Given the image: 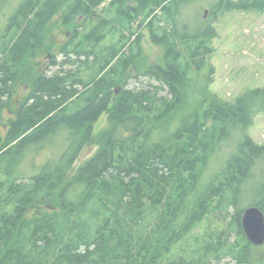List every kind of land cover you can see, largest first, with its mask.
<instances>
[{"label": "trees", "instance_id": "16d2710c", "mask_svg": "<svg viewBox=\"0 0 264 264\" xmlns=\"http://www.w3.org/2000/svg\"><path fill=\"white\" fill-rule=\"evenodd\" d=\"M86 1L99 4L105 0ZM257 1L229 0L224 2L225 12L254 9ZM46 2L39 10L27 11L31 3L24 0L8 20V40L5 35L0 37V126L3 112L10 110L14 85L25 81L31 88L14 113L15 119L3 125L7 132L0 139V171L7 178L0 185L3 190L0 193V264H220L221 252L229 244L222 238L206 241L201 260L183 255L175 259L167 257L192 228L213 212L215 204L223 207L218 211L232 217L241 236L237 244L243 247L235 256L237 264L263 262V255H253L256 246L247 240L243 231L241 220L245 209L241 208L239 194L243 187L258 182L261 190L253 206L264 212V144L256 143L248 134L256 117L264 112V89L250 91L234 103L214 97L204 109L202 106L208 101L203 99L198 107L202 108L200 112L196 110L185 116L173 132L175 139L185 141L181 149L168 153L169 160L165 161L164 153L158 152L157 143L152 151L141 154L144 140L151 135L150 123L167 116L168 121L162 125L173 122L170 115L182 101L190 68L201 74L213 49L204 41L199 43L190 50L188 61L183 65L181 51L170 43V37L177 36L173 25L181 1L131 0L132 5L125 13L132 22L136 20L133 17L149 11L147 16L152 13L155 16L152 25L158 23L159 12L174 23L155 25L151 29L152 40L165 47L166 63L150 68L143 76L155 79L160 85L152 83L147 88L127 89L130 78L126 72L138 56L132 45L124 52L111 47L104 56V64L89 80L78 71L61 69L74 67L81 56L89 61L95 53L94 45L88 51H79L77 59L72 56L75 51L68 50L65 44L64 61L53 63L61 66L60 70L52 75L43 72L25 78V65L45 50L46 25L57 12L55 8L65 0ZM36 5L41 6V0ZM159 30L162 34H158ZM208 31L206 34L210 35L211 29ZM95 35L88 37L94 39ZM98 59L97 56L96 63ZM163 85L168 86L169 97L161 95ZM117 86H124V90L114 102ZM84 90L87 93L84 104L74 113H66L70 102ZM202 93L210 94L207 87ZM107 112L113 128L95 137L93 126ZM209 122H212L211 139L200 141L201 134H209ZM62 130L66 132L68 145L59 159L48 161L28 180L17 174V168L30 152L26 151L28 147L39 145L50 133L61 135ZM169 140V137L163 139L164 145ZM231 140L239 141L236 152L186 210V199L199 190L208 154ZM94 144L99 146L97 153L70 175L84 148ZM199 146L204 149L201 155L196 151ZM183 173L187 179L178 186L182 187L181 194L172 201L169 188ZM225 187L232 192L230 200L225 199ZM102 196H105L103 202L109 196L110 208L95 214L92 227L85 225L80 210H87V204ZM49 206L63 211L64 219L57 212L49 214L46 209ZM33 209L50 216L44 214L28 222L26 214Z\"/></svg>", "mask_w": 264, "mask_h": 264}, {"label": "rangeland", "instance_id": "374dc122", "mask_svg": "<svg viewBox=\"0 0 264 264\" xmlns=\"http://www.w3.org/2000/svg\"><path fill=\"white\" fill-rule=\"evenodd\" d=\"M181 3L177 7L174 17V23L165 17L162 12L158 13L156 22L152 25L154 13L150 16L147 11L142 16L135 18L131 21L128 14L125 13L129 9L131 0H105L99 4H93L90 11L84 12L79 8L73 17H68L69 12L73 5H67L61 12L53 18V21L48 25L46 33L49 41L44 42L45 50L38 55L35 59H31L25 65V75H38L43 72L52 75L61 69V66L53 65L54 61L62 63L64 55L61 57L60 50L65 44L70 51H84L90 46L94 45L95 53L90 56L89 61L85 57H79L81 60L74 67H64L62 71H78L81 77L91 79L94 72L98 73L99 68L104 64V56L111 47H116L118 50L124 52L129 50L131 45L135 53H138L136 63L126 72V77L129 75L127 89L131 88H147L150 84L160 85L155 79L148 76H143L150 68L156 66H163L166 63V50L164 45L155 43L151 38L152 26L159 24L167 26H175L176 37H170V43L175 45L182 53V64L185 65L188 61L190 50L196 47L199 43L205 42L206 45L213 49L211 56L207 59L208 64L205 66L201 74H197V70L190 68L189 80L185 82L184 89L181 95L182 101L174 109V113L170 116L173 122L167 123L164 126L162 123L168 121L169 116L162 118L160 121L154 120L151 122L150 132L151 135L148 139L144 140V150L139 151L143 154L144 151H152L154 143H157L158 152L164 153L165 161L169 160L168 153H173L182 148L185 140H177L172 134L176 128L181 124L182 119L194 111L200 112V102L207 99V103L203 104V109L207 108L211 100L216 97L219 100L227 103H234L238 98L246 93L256 90L264 89V0H258V6L249 10H231L225 12L226 3L229 0H180ZM240 1V0H232ZM23 2V0H1L0 1V37L5 35V40H8L10 32H8V20L15 12L16 8ZM122 3L125 5L122 6ZM253 3V2H250ZM176 10L175 8L173 9ZM81 12V13H80ZM157 13V12H155ZM136 16V14H133ZM84 16V17H83ZM78 17H81L79 20ZM83 17V18H82ZM79 20V22H78ZM135 23V24H133ZM172 23V24H170ZM70 24L72 27L66 25ZM78 24V26H77ZM132 24V26H131ZM77 29L75 39L71 38V42L64 36L63 32ZM210 35L206 32H210ZM162 34V31H157ZM95 35L94 39H91ZM8 36V37H7ZM91 38H89V37ZM212 38V39H211ZM98 39L99 41H96ZM55 43H51V42ZM82 42V44H79ZM79 44L78 46H76ZM76 46V47H75ZM54 50V51H53ZM89 50V49H88ZM87 50V51H88ZM58 52L55 60L49 61L44 59L50 52ZM106 52V53H105ZM99 57L100 63H96L95 59ZM83 61V62H82ZM86 61L87 63H85ZM95 62V63H94ZM115 61L111 64V67ZM80 67V68H79ZM108 68L106 72L109 70ZM213 69V72H212ZM95 73V74H96ZM109 75V73H106ZM138 74L140 76L136 77ZM126 77L123 81H125ZM162 85V84H161ZM161 91V95L168 96V86H165ZM123 87L117 86L114 90V102L123 92ZM209 89V95L205 96L204 88ZM120 88L118 96H115L116 89ZM30 86L27 82L16 84L13 87V96L10 102V110H5L2 114V125L0 126V139L5 137L7 125L11 119H15L14 113L17 108L25 101L30 92ZM87 95L85 90L77 96L67 107L66 113H74L75 109L84 104V97ZM206 105V106H205ZM165 115V113H160ZM169 120V121H170ZM113 122L110 119L109 113H104L93 126L94 136L99 137L103 133L108 132L113 128ZM212 122L208 123L210 129L209 134H201L200 141L210 140V133L212 131ZM61 135L48 134L45 140H42L39 145L33 144L28 147L26 151L28 155L25 160L17 168V174H21L24 180H28L34 174L41 171L50 160H57L61 157L66 149L68 143L66 142V132L63 130ZM249 136L258 144H264V112L260 113L254 122V125L248 129ZM239 131H236L235 137L237 138ZM170 138L167 145H164L163 139ZM233 138V137H232ZM236 140V139H235ZM227 141L221 143L220 147L217 146L215 151L208 154L207 161H204V174L198 186V192H192L186 199L189 210L194 205V200L197 193L203 190V187L224 169L225 164L229 157L236 152L238 140ZM0 149L2 145L0 143ZM97 144L90 145L84 148L78 160L74 162L70 175L75 174V169H78L89 161L98 151ZM39 150V152H35ZM198 155L204 151L202 146L197 147ZM174 155V154H173ZM169 155V156H173ZM187 156V155H186ZM190 157V156H189ZM193 156L192 161L195 159ZM7 162V161H6ZM5 162V163H6ZM4 163V164H5ZM3 164V165H4ZM203 167V168H204ZM2 169V168H0ZM7 178L0 171V185L5 182ZM187 179V174L179 176L178 182L172 183L169 188V194L174 201L178 195L181 194L182 187H178ZM224 182V181H223ZM2 186H0L1 189ZM225 199L230 200L232 192L225 187ZM261 186L258 182L252 183L247 187H243L239 194L241 201V208L247 209L255 204V199L258 197ZM1 194L3 190H0ZM105 196L92 200L88 205V209L80 210V218L87 226L93 225L94 216L97 213H103L104 208H110L112 201L109 196ZM216 205V204H215ZM214 205L213 212L202 219V221L192 228L184 239L168 254V258L175 259L178 256L196 257L201 260L206 241L209 239H224L228 240L229 244L224 246L220 264H237L235 256L243 247V244H237L241 241V236L238 234L236 225L231 216H225L224 213L218 211L223 207L219 204L217 207ZM45 207V206H44ZM49 214L53 212L58 213V217L63 220L66 215L63 211L57 210L52 206ZM45 211V209H44ZM216 211V213H215ZM79 213V212H78ZM234 213V209L232 210ZM48 213L43 212V215ZM38 210H30L26 214V221L31 222L36 220L37 216H43ZM79 216V215H78ZM75 220V217H74ZM144 229V228H143ZM142 229V231H143ZM140 231V232H142ZM253 255L264 256V245L255 247L252 250ZM214 263H217L216 261ZM264 264V261L257 263Z\"/></svg>", "mask_w": 264, "mask_h": 264}, {"label": "flooded vegetation", "instance_id": "af4514ba", "mask_svg": "<svg viewBox=\"0 0 264 264\" xmlns=\"http://www.w3.org/2000/svg\"><path fill=\"white\" fill-rule=\"evenodd\" d=\"M24 1V0H23ZM30 1V3L31 4H29V6L27 7V11H30V10H39L40 8H43L44 6H46V1L47 0H41V6H38L37 7V5H36V3H37V1H39V0H29ZM81 1H83L82 3H81ZM67 5H73L72 6V8L70 9V11L69 12H72L71 14H69V16L68 17H73L75 14H73V13H75V12H77V10L79 9V8H82L84 11H90L91 10V8H92V5H93V3H90V4H88L87 3V1L86 0H65V2L63 3V2H61V4H59L56 8H55V10L57 11L53 16H52V18L50 19V21L47 23V25H46V27H48V25L53 21V18L55 17V16H57V14L59 13V12H61ZM19 6H21V4L19 5ZM18 6V7H19ZM84 17V16H83ZM82 17V18H83ZM79 18V20H81V17H78ZM79 20H78V22H79ZM66 25H68V26H70V27H72V25H70V24H66ZM77 26H78V24H77ZM77 29H75V28H73V30H69V31H65V32H63V34H64V36L68 39V40H70L73 36H75V34H77ZM49 37H48V35H47V33L45 34V41H49V40H47ZM51 43H55V42H51ZM54 51V50H53ZM60 53H61V57H62V55H64V58H65V55H66V53L67 52H65V50H64V48H63V46H62V48H61V50H60ZM56 54H59L58 52H50V53H48V55L44 58V59H47L48 60V62L49 61H53V60H55V56H57ZM78 54H80V52L78 51V49H77V51H75V53L74 54H72V56H74V57H76L77 59H78ZM92 56V55H91Z\"/></svg>", "mask_w": 264, "mask_h": 264}, {"label": "water", "instance_id": "95a60500", "mask_svg": "<svg viewBox=\"0 0 264 264\" xmlns=\"http://www.w3.org/2000/svg\"><path fill=\"white\" fill-rule=\"evenodd\" d=\"M120 88L116 89L115 96H118ZM51 207L46 209L51 210ZM242 228L247 240L256 247L264 245V212L257 206H250L244 210L242 215Z\"/></svg>", "mask_w": 264, "mask_h": 264}]
</instances>
